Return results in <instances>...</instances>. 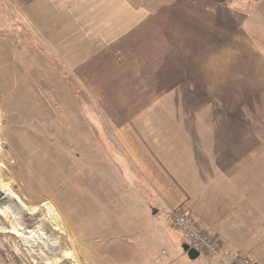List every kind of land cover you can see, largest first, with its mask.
Wrapping results in <instances>:
<instances>
[{"label": "crops", "instance_id": "1", "mask_svg": "<svg viewBox=\"0 0 264 264\" xmlns=\"http://www.w3.org/2000/svg\"><path fill=\"white\" fill-rule=\"evenodd\" d=\"M31 1L69 112L114 130L97 148L112 192L171 241L182 209L264 264V0Z\"/></svg>", "mask_w": 264, "mask_h": 264}, {"label": "rangeland", "instance_id": "2", "mask_svg": "<svg viewBox=\"0 0 264 264\" xmlns=\"http://www.w3.org/2000/svg\"><path fill=\"white\" fill-rule=\"evenodd\" d=\"M31 3L0 0V264H230L206 249L188 258L185 233L173 222L182 209L167 222L171 241L137 213L130 193L112 192L121 187L112 172L102 175L97 148L102 132L114 130L69 112L65 65L40 41ZM135 103L105 114L108 125L118 126ZM182 211L220 251L260 264Z\"/></svg>", "mask_w": 264, "mask_h": 264}, {"label": "built area", "instance_id": "3", "mask_svg": "<svg viewBox=\"0 0 264 264\" xmlns=\"http://www.w3.org/2000/svg\"><path fill=\"white\" fill-rule=\"evenodd\" d=\"M173 222L185 233V244L188 248L197 250L199 254H202V251L206 249L207 252L216 257L221 255V253L227 256L231 261L230 264H234V262H238L237 264H252L248 258H242L240 254L230 252L226 248L220 251L219 244L199 234L194 222L186 212L177 211L174 214Z\"/></svg>", "mask_w": 264, "mask_h": 264}, {"label": "water", "instance_id": "4", "mask_svg": "<svg viewBox=\"0 0 264 264\" xmlns=\"http://www.w3.org/2000/svg\"><path fill=\"white\" fill-rule=\"evenodd\" d=\"M183 250L186 252V254L190 260H195L197 257L200 256V254L197 250L190 249V248H188L187 245H183Z\"/></svg>", "mask_w": 264, "mask_h": 264}, {"label": "bare ground", "instance_id": "5", "mask_svg": "<svg viewBox=\"0 0 264 264\" xmlns=\"http://www.w3.org/2000/svg\"><path fill=\"white\" fill-rule=\"evenodd\" d=\"M12 207V206H11ZM10 207V208H11ZM14 216L13 217H15V219L16 220H21V218L20 217H16L17 216V214H13ZM35 235H36V233H35ZM48 235V234H47ZM33 238H35V236H32ZM47 238V237H46ZM37 239V238H36ZM41 240H42V237H39V241H37L38 242V244L41 242ZM44 240H46L45 238H44ZM36 241V240H35Z\"/></svg>", "mask_w": 264, "mask_h": 264}]
</instances>
